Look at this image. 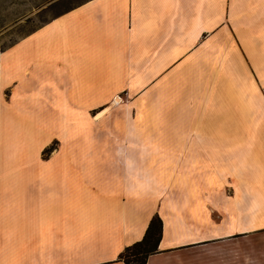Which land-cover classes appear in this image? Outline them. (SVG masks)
Returning a JSON list of instances; mask_svg holds the SVG:
<instances>
[{
  "label": "crops",
  "instance_id": "obj_1",
  "mask_svg": "<svg viewBox=\"0 0 264 264\" xmlns=\"http://www.w3.org/2000/svg\"><path fill=\"white\" fill-rule=\"evenodd\" d=\"M155 217L147 264H264V0H88L0 53V264H125Z\"/></svg>",
  "mask_w": 264,
  "mask_h": 264
},
{
  "label": "rangeland",
  "instance_id": "obj_2",
  "mask_svg": "<svg viewBox=\"0 0 264 264\" xmlns=\"http://www.w3.org/2000/svg\"><path fill=\"white\" fill-rule=\"evenodd\" d=\"M86 1L88 0H0V53L68 7Z\"/></svg>",
  "mask_w": 264,
  "mask_h": 264
},
{
  "label": "trees",
  "instance_id": "obj_3",
  "mask_svg": "<svg viewBox=\"0 0 264 264\" xmlns=\"http://www.w3.org/2000/svg\"><path fill=\"white\" fill-rule=\"evenodd\" d=\"M79 5L68 7L62 13L53 17L51 20L57 18L58 16L64 13L69 12L70 10L76 8ZM48 22H44V24ZM162 228H163L162 220L159 217H155L151 221L150 226L143 240L138 243H135L130 247H127L119 257V260L124 262L125 264H147L149 257L158 251V247L162 235Z\"/></svg>",
  "mask_w": 264,
  "mask_h": 264
},
{
  "label": "bare ground",
  "instance_id": "obj_4",
  "mask_svg": "<svg viewBox=\"0 0 264 264\" xmlns=\"http://www.w3.org/2000/svg\"><path fill=\"white\" fill-rule=\"evenodd\" d=\"M120 100H121L120 98H116V101H117L118 103L120 102Z\"/></svg>",
  "mask_w": 264,
  "mask_h": 264
}]
</instances>
